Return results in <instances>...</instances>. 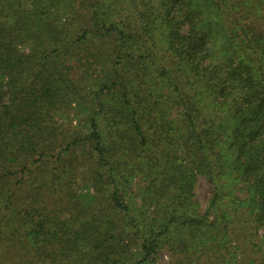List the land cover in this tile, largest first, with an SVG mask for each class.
Listing matches in <instances>:
<instances>
[{
    "label": "trees",
    "instance_id": "1",
    "mask_svg": "<svg viewBox=\"0 0 264 264\" xmlns=\"http://www.w3.org/2000/svg\"><path fill=\"white\" fill-rule=\"evenodd\" d=\"M65 2L0 0V264H128L124 223L145 259L264 264V0ZM197 174L213 235L161 241L151 205L198 217Z\"/></svg>",
    "mask_w": 264,
    "mask_h": 264
},
{
    "label": "rangeland",
    "instance_id": "2",
    "mask_svg": "<svg viewBox=\"0 0 264 264\" xmlns=\"http://www.w3.org/2000/svg\"><path fill=\"white\" fill-rule=\"evenodd\" d=\"M43 3L45 1L56 3L60 2L62 5L67 6V2L65 0H36V2ZM86 112H84L77 100H73L71 107L68 111H64L59 116V123L61 127L63 128H70L69 131H76L81 130L84 132L86 130V126L83 123V120L85 118ZM79 131V132H81ZM151 131H149L150 133ZM158 132L153 136L152 140L156 143V145L160 148H164V151L167 152L168 149L170 150L167 152L169 155H173L172 146L169 147L170 141L167 139H162L160 137L158 139ZM183 145L185 147V140L187 137H184ZM165 153L162 154V158H164ZM172 156H169L171 158ZM119 168V167H118ZM129 173L133 174L132 167L129 168ZM73 179V178H72ZM78 180V179H77ZM73 191H76L79 186L80 188L83 187L81 185V182L74 183V181H71L69 183ZM143 185L142 177L138 173H135L132 178V192L134 200L137 202V205L131 209V214L135 216L137 214V210L141 205V200L136 194L138 193V189ZM89 188L83 187L81 190L83 192H86ZM71 190V191H72ZM193 193L195 201L198 205L197 209V215L198 217H195L193 214L190 213L191 210L187 211L185 209L176 208V210L171 209H164L160 207H156L155 205H151V209L153 210L151 212V216H155L158 218V227L154 230L156 234H158V239L161 241H164L167 238H173L174 236L178 234H182L184 231L188 234L191 232L193 238L198 239L197 235L205 236L207 238H211V235H213V230L216 227L213 222H215L216 217L212 213L205 214L208 204L210 202V198L214 192V184L211 182V180L206 177L203 174H197L196 181L193 187ZM238 196L244 195L242 192H237ZM132 195L129 193V200L133 199ZM129 200L126 199V201ZM173 206V205H172ZM205 214V215H204ZM196 218L198 221H191L190 218ZM124 232H129L128 236L126 237V240L129 242L130 247V260L128 264H208L211 262V264H214V262L221 263V256L217 254H212L204 251V255L200 254L198 256V259H183L182 256H176L173 255V253L169 250V248L164 244L160 248H158L157 252L155 253L154 257L150 256L148 258H144V249L142 247V242L140 238H134L135 234L131 233L132 230H130L128 224L124 223L123 225ZM256 232V231H255ZM256 238L259 240H264V229L260 228L257 232ZM153 234H149L146 238L151 239ZM181 236V235H180ZM188 238V236H187ZM192 237L189 236L187 239L188 242L190 241ZM183 244V241L180 245ZM229 255H227V260L231 262L230 260L239 258L237 254L240 253L235 248L234 241L231 242L229 245ZM237 256V257H236ZM180 260V262H178ZM241 260V258L239 259ZM264 263V262H263Z\"/></svg>",
    "mask_w": 264,
    "mask_h": 264
}]
</instances>
